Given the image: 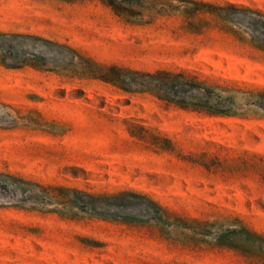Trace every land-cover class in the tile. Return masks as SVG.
<instances>
[{"label":"rangeland","instance_id":"obj_1","mask_svg":"<svg viewBox=\"0 0 264 264\" xmlns=\"http://www.w3.org/2000/svg\"><path fill=\"white\" fill-rule=\"evenodd\" d=\"M229 89L211 115L124 70ZM264 0H0V264H264Z\"/></svg>","mask_w":264,"mask_h":264},{"label":"trees","instance_id":"obj_2","mask_svg":"<svg viewBox=\"0 0 264 264\" xmlns=\"http://www.w3.org/2000/svg\"><path fill=\"white\" fill-rule=\"evenodd\" d=\"M103 1H108L111 6H114L117 2L132 0ZM121 73L123 76L108 78L106 81L117 84L126 92H149L162 100L176 103L182 107L204 111L211 115L236 113L234 98L216 92V89H222L224 92H229V89L208 87L186 72L176 73L166 70L142 72L126 69ZM253 96L255 100H250V104H255L264 109V93L258 91Z\"/></svg>","mask_w":264,"mask_h":264}]
</instances>
